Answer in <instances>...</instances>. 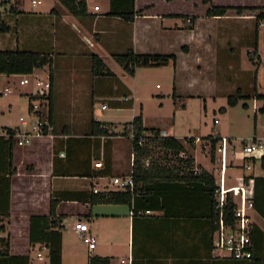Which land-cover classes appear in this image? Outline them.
Returning a JSON list of instances; mask_svg holds the SVG:
<instances>
[{
  "label": "crops",
  "instance_id": "0c3cea01",
  "mask_svg": "<svg viewBox=\"0 0 264 264\" xmlns=\"http://www.w3.org/2000/svg\"><path fill=\"white\" fill-rule=\"evenodd\" d=\"M165 1L167 3L183 1L189 4L192 2V0ZM105 2L106 9L102 11L98 5L92 6L91 1L87 0L90 16L85 18L72 16L58 2L59 9L50 11L46 8V15L42 18L26 16L19 9L20 14L10 12L16 19L5 23V32L11 34L15 31L16 39L11 44L14 46L13 49L0 51H31L45 53L52 58V67L48 65L44 68L46 81L49 80L51 69L54 74L52 121L55 131L52 137L34 138L31 144L25 147L15 146L13 165L16 174L11 179V211L10 217L5 219V232L1 237L9 240L10 256H27L29 264H50L49 250L40 244L32 245L30 242V222L35 216H50L51 202L57 201L56 214L62 218L64 229L67 218L83 220L91 228V237L96 240L102 239L103 244L112 250H121L123 246L127 249L122 257H109L112 258L111 264H212L218 258L212 253L213 234L208 201L203 194L195 192L193 187L182 190L172 184L163 186L157 184L155 196L138 197L133 205L92 203L95 194L116 192L112 185L114 178L130 174L133 146L131 140L124 135L126 126L122 128L113 121H101L94 116L95 101L106 102L110 97L112 101L109 102L116 106H121L124 102L122 98L111 97L112 93L107 92V84H104L106 79L93 77L92 69L88 71L85 67V70L83 64L90 68L91 54L98 55L103 61L108 55L120 54L117 51L115 53V48L120 43L132 44L134 52L141 54L137 46L138 36L148 26V21L160 23L161 30L187 31L196 39V32L199 31L197 23L202 20L219 21L223 28L226 25L230 26L231 22H235L236 28L237 25H241L242 32L238 33L239 28L237 29L238 42L239 38L245 37V33L252 28L255 31L256 54L264 63V50L260 43L264 25H257L254 28L256 14L249 11V14H246V11L238 13L230 10L225 17L209 19L206 16L209 6L204 5L202 1V15L198 17L195 15L196 21L185 29L183 26L185 20L178 16L190 17L187 15L194 14L196 9L191 11L190 8H185L184 13L159 11L152 0H136V11L139 15L134 23H126L118 18L106 16L110 9V0ZM212 3L216 6H225L218 5L215 0H212ZM95 7L99 9L95 10ZM166 18L179 19L180 23H175L173 27L166 26ZM37 41H40L42 51L31 49ZM37 47L38 45L34 48ZM179 59L177 56L176 70ZM42 69L35 70L33 76ZM38 92L39 90L26 95L29 98L35 97ZM130 100L134 107L135 96L132 92ZM255 109V111L258 109L257 102ZM94 123L104 125L99 127ZM103 128L107 129L109 135H99V130ZM166 133L168 134L167 131ZM168 136L184 141L175 135ZM218 136L224 137L221 133L213 137ZM193 139L196 169L203 168L219 182L220 175L218 177L216 171L197 164L196 152L199 143L202 142L199 138ZM231 142L233 144V141ZM239 158L242 165L236 163ZM258 158H253V161ZM250 160H244L243 154L236 151L235 146L234 150H228L227 187H233L228 186V182L233 181L232 175L235 172H238V175H235L238 184L244 178L249 179L246 182L249 185L254 184L255 178H264L244 171ZM216 163L219 167L220 164ZM240 168L242 169L236 170ZM95 189L100 192L94 193ZM154 206L159 208L155 209ZM146 211H150L151 214L145 215ZM133 213L137 215L134 216ZM253 216L261 222H255ZM252 220L264 232V219L255 211L252 213ZM86 247L89 259L99 256L94 254L98 249L97 245L92 251ZM64 248L62 231V264ZM36 249L41 250L37 253L41 254L39 261H35L31 256ZM99 257L106 258L103 255Z\"/></svg>",
  "mask_w": 264,
  "mask_h": 264
},
{
  "label": "rangeland",
  "instance_id": "374dc122",
  "mask_svg": "<svg viewBox=\"0 0 264 264\" xmlns=\"http://www.w3.org/2000/svg\"><path fill=\"white\" fill-rule=\"evenodd\" d=\"M35 1L40 3L34 6L33 0H25L24 6L20 8L23 11L21 13L42 18L46 15V8L50 11L59 9L57 0ZM90 1L92 6L98 5L102 11L106 9V0ZM152 1L156 3L159 11L184 13L185 8H190L191 11L196 9L194 14L187 15L190 17L201 16L203 11L201 4L203 0H192L190 4L183 1L172 3H167L165 0ZM215 1L218 5H250L253 8H264V0ZM13 6L14 0L0 4V49H13L14 47L11 44L16 39L15 31L11 34L1 31L5 23L16 19L15 15L10 13ZM261 11L263 10L258 9L253 13L257 16ZM246 14L249 12L246 11ZM184 20L183 26L187 29L192 23L188 21V18ZM175 23H180V20L165 19L166 26L173 27ZM159 25L157 21H148V26L138 36V51L141 54H175L180 57L177 70L171 63L163 67H136L134 74H129L113 55H124L133 49V46L132 44H118L115 53L117 51L120 54L108 55L104 58V63L116 78H108L104 84H107V92L112 93L111 97L119 98L132 92L135 96V104L134 107L117 110L109 102L112 101L110 97L106 102L98 100L94 102V116L101 121H113L122 128L126 126V123H131L135 117L140 116L146 128L165 130L169 135H175L183 140L199 138L202 143H199L196 152L197 164L213 172L216 171L215 174L219 177L220 165L218 164L219 167H217L216 161L211 163L212 142L208 140V137L221 133L222 136L233 141L238 152H241L244 146L255 139L264 140V111H262L264 100L257 97L258 95L264 96V63L256 54L255 31L251 28L245 33V37L239 38L238 42L237 29L239 28L238 33H241L242 26L237 25L236 28L235 22L223 28L219 21L202 20L197 23L199 31L196 32V39L187 31H165L161 30ZM257 25H264V22H258L255 17L254 28ZM10 38L12 39L9 40ZM39 43L40 41H37V44L34 43L35 46L31 49L42 51ZM260 43L264 50V30L261 32ZM37 45L38 47L34 48ZM186 45L189 47H185ZM91 55L89 57L92 66ZM83 65L85 70L86 68L88 71L92 69L91 66L89 68L88 65ZM45 78L46 68L34 76L33 74L11 77L0 75V90L11 89L9 95H0V136L5 128L22 127L20 122L22 117L25 120H32L29 114L30 98L26 94L36 92L37 83H45ZM239 93H241L240 97ZM48 96H37L36 98L49 101ZM229 97L238 99L236 106L228 105ZM255 102L258 103L257 111H255ZM103 104L108 106L107 110L102 109ZM215 120L219 123L215 124ZM185 147L187 157H193L195 153L192 141H188ZM156 152L167 157L168 160H173L172 164H176V157L172 156L173 154L165 155L163 151L158 150ZM218 158L220 154L216 146L215 160ZM236 163L241 164V159L239 158ZM249 164L251 165L250 170L243 168L247 174L254 173L257 176H264L261 158L254 161L252 159ZM236 174L238 175V172L232 175L233 181L228 182V186L238 185ZM240 184H243V179ZM235 196L237 197L236 194ZM253 219L257 223L261 222L256 216H253ZM75 222L74 218H67L65 222L63 264H89L87 247L82 238L73 231ZM97 246L98 249L94 254L104 257H122L127 250L124 246L121 250H112L103 244L102 239H97ZM38 252L41 250L36 249L31 254L35 261L40 260L37 257Z\"/></svg>",
  "mask_w": 264,
  "mask_h": 264
},
{
  "label": "trees",
  "instance_id": "16d2710c",
  "mask_svg": "<svg viewBox=\"0 0 264 264\" xmlns=\"http://www.w3.org/2000/svg\"><path fill=\"white\" fill-rule=\"evenodd\" d=\"M10 1V0H8ZM63 5L69 13L76 18H85L90 16L88 12L87 0H57ZM25 0H14V6L11 11L20 14L19 9L23 7ZM204 5H208L206 16L209 18L225 17L230 10H236L238 13L245 11L255 12L261 9V13L256 16L258 22H264V8L253 7H225L216 6L212 0H203ZM139 13L136 11V0H110V9L106 14L107 17L118 18L126 23H134ZM185 19L186 17L178 16ZM192 24L196 21L195 17H187ZM1 31L5 32L3 25ZM113 57L123 66L124 70L129 74H134L136 67H163L169 66L171 63L176 68V55L161 54H136L133 49L124 55H113ZM92 75L97 79L116 78L115 74L108 69L104 61L96 54L91 55ZM52 67V58L45 53H35L31 51H0V75H32L35 70L42 69L46 66ZM51 85L49 95V116L48 120L51 124L53 114V93H54V74L52 69L49 74ZM239 93V97H240ZM131 93L120 96L119 98H130ZM176 97V95H175ZM261 100L264 96L258 95ZM177 98V97H176ZM36 96L30 97L31 102L37 100ZM124 102V101H123ZM238 103L236 97H229L228 105L233 107ZM113 104V103H111ZM105 105V104H104ZM115 108L132 107V101L124 102L121 106ZM123 105V106H122ZM225 110V109H222ZM264 111V108L262 109ZM101 127L100 123H94ZM7 136H0V264L7 262L8 264H19L26 262L29 264V257H12L10 256V243L8 238L1 237L5 232V219L10 217L11 211V179L16 174L13 165L14 149L16 146V130L5 128ZM134 132L135 140L133 146V179L136 189L133 194L130 192H107L95 194L92 197L94 204H125L133 205L138 197L155 196L157 194L155 185H170L184 190L185 188H194L195 192L203 194L208 201L209 219L212 227V234L215 230V223L219 220V213L216 210L217 182L213 175L199 167L196 169L194 158L187 157L185 143L195 141L193 138H186L183 142L173 136L161 137L162 130L157 128H146L142 117H135L133 121L126 125L124 135L130 139L131 133ZM99 135L107 136V129L99 130ZM144 139L143 146H139V141ZM212 142V161L215 162L216 146L221 137H208ZM163 151L166 155L173 154L176 157V164H172L173 160H168L156 152ZM156 153L158 154L156 156ZM184 154L182 157L181 155ZM149 161V167L146 163ZM262 168L264 169V156L261 158ZM244 183L248 182V178L243 179ZM253 201L254 210L264 219V178H255L253 184ZM58 202H51L50 216H35L30 222V242L32 245L40 244L49 250L50 264H62V231L64 226L62 218L57 217L56 209ZM155 207V206H154ZM156 206L155 209H158ZM165 209V207H163ZM236 205L231 198L225 207L224 214L227 222H233V214ZM136 210V209H135ZM137 212V210H136ZM134 216L137 215L133 213ZM253 241V258L248 262L235 261L232 259H216L212 264H264V232L259 226L254 225L251 233ZM212 244V241H211ZM89 264H111V258L91 257Z\"/></svg>",
  "mask_w": 264,
  "mask_h": 264
},
{
  "label": "built area",
  "instance_id": "2783aa9c",
  "mask_svg": "<svg viewBox=\"0 0 264 264\" xmlns=\"http://www.w3.org/2000/svg\"><path fill=\"white\" fill-rule=\"evenodd\" d=\"M5 0H0V4ZM40 2L33 1L32 4L36 6ZM99 7H95L98 10ZM37 87L39 92L37 96L45 97L50 95V81L45 83L38 82ZM11 93L10 88L0 90V95H9ZM49 97V96H48ZM37 100L31 102V108L29 107V114L32 120H25L23 117L20 119L22 127L16 130V146L25 147L31 144L34 138H42L44 136H53L55 128L53 124L48 120L49 116V101ZM124 102L130 101V98H123ZM30 105V104H29ZM102 108L108 109L107 105H103ZM34 119V120H33ZM219 121L215 120V124ZM7 136L6 130L1 134ZM161 137H168L166 131H162ZM130 140L133 143L135 140L134 132L131 133ZM144 139L139 141V146H143ZM233 144L230 139L221 137V140L217 144L218 154L220 158L215 161L220 164V180L217 182V189L215 194L217 196L216 210L219 213V220L215 223V230L212 235V253L218 259H232L235 261L248 262L253 258V241L251 233L253 226L255 225L252 220V213L254 210L253 201V185H249L243 182L233 187H227V159L228 150H234ZM241 153L244 160H250L256 157L262 158L264 156V140H253L249 144L243 147ZM182 157L184 154L181 155ZM134 161V154L132 153ZM149 167V161L146 163ZM245 167L250 170L251 165L246 164ZM133 170V164H132ZM112 185L115 187L116 192H130L134 193L136 185L133 179V172L125 177H116L112 180ZM100 191L95 189L94 193ZM237 195V197L235 196ZM231 198L236 205V209L233 214V222L229 223L226 220L224 210L228 204V199ZM150 211H146L145 215H150ZM134 215V214H133ZM73 230L78 234L83 243L88 246L89 250H95L97 240L90 236L91 228L89 224L83 220H78L73 225ZM46 248V247H43ZM38 258L41 257L39 253Z\"/></svg>",
  "mask_w": 264,
  "mask_h": 264
}]
</instances>
